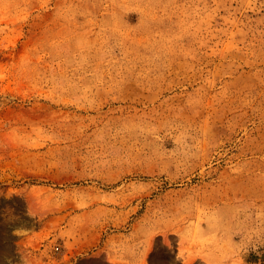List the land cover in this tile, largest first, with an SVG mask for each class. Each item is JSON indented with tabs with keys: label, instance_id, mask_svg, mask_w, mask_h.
<instances>
[{
	"label": "rangeland",
	"instance_id": "374dc122",
	"mask_svg": "<svg viewBox=\"0 0 264 264\" xmlns=\"http://www.w3.org/2000/svg\"><path fill=\"white\" fill-rule=\"evenodd\" d=\"M0 264H264V0H0Z\"/></svg>",
	"mask_w": 264,
	"mask_h": 264
},
{
	"label": "clouds",
	"instance_id": "9594fccd",
	"mask_svg": "<svg viewBox=\"0 0 264 264\" xmlns=\"http://www.w3.org/2000/svg\"><path fill=\"white\" fill-rule=\"evenodd\" d=\"M22 232H23L22 230H17V232L15 234L20 235V233H22ZM253 251H256V249L254 248Z\"/></svg>",
	"mask_w": 264,
	"mask_h": 264
}]
</instances>
